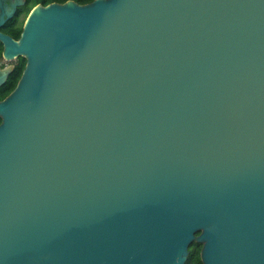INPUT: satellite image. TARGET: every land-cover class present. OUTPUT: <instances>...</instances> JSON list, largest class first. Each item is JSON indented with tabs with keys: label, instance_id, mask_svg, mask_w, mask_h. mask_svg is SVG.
<instances>
[{
	"label": "water",
	"instance_id": "obj_1",
	"mask_svg": "<svg viewBox=\"0 0 264 264\" xmlns=\"http://www.w3.org/2000/svg\"><path fill=\"white\" fill-rule=\"evenodd\" d=\"M0 44V264H264V0L36 3Z\"/></svg>",
	"mask_w": 264,
	"mask_h": 264
},
{
	"label": "trees",
	"instance_id": "obj_2",
	"mask_svg": "<svg viewBox=\"0 0 264 264\" xmlns=\"http://www.w3.org/2000/svg\"><path fill=\"white\" fill-rule=\"evenodd\" d=\"M63 2L65 0H24V5L22 8H14L12 19H5L7 25L0 26V31L9 34L13 38H17L21 30V25L23 19L29 9L36 3L46 4L48 2ZM77 3H85L90 0H73ZM2 45L0 44V54H1ZM25 64V57L19 55L17 57L16 63L11 67V73H7L4 80L0 85V99L3 98L15 85L22 68ZM197 233V231L195 232ZM201 247V242L192 239L187 245V253L183 260L182 264H202L199 257V250Z\"/></svg>",
	"mask_w": 264,
	"mask_h": 264
},
{
	"label": "rangeland",
	"instance_id": "obj_3",
	"mask_svg": "<svg viewBox=\"0 0 264 264\" xmlns=\"http://www.w3.org/2000/svg\"><path fill=\"white\" fill-rule=\"evenodd\" d=\"M13 59V58H3L1 57L0 58V71L10 67V64H8L10 62V60Z\"/></svg>",
	"mask_w": 264,
	"mask_h": 264
},
{
	"label": "flooded vegetation",
	"instance_id": "obj_4",
	"mask_svg": "<svg viewBox=\"0 0 264 264\" xmlns=\"http://www.w3.org/2000/svg\"><path fill=\"white\" fill-rule=\"evenodd\" d=\"M0 58H1V54H0ZM17 61V58H13L10 60V62L8 64H10V66L12 67Z\"/></svg>",
	"mask_w": 264,
	"mask_h": 264
}]
</instances>
